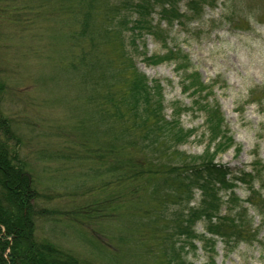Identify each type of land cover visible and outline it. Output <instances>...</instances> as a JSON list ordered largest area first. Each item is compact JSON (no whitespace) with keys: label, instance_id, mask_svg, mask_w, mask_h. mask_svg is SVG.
<instances>
[{"label":"trees","instance_id":"trees-1","mask_svg":"<svg viewBox=\"0 0 264 264\" xmlns=\"http://www.w3.org/2000/svg\"><path fill=\"white\" fill-rule=\"evenodd\" d=\"M241 2L226 0L223 5L228 9L223 17L235 24L241 22L240 17L234 21L235 17L243 15L249 27L252 17ZM36 3L35 8L46 6L44 15L51 16L62 7L73 13L78 28L77 37L72 34L71 38L78 41L77 45L85 40L87 43L78 62L86 74L79 80L83 87H90L92 94L84 98L92 109L78 124V130H92L97 135L95 144L89 145L86 138L76 141L68 133L65 137L71 147L51 157L91 167L97 184L88 194L97 199L66 216L73 222L86 221L97 227L104 221L114 223L112 219L122 222L120 241L128 244V256L137 259L150 254L145 244L148 235L159 246L158 264H192L184 259L185 248L187 245L195 249L196 241L211 251L217 241L229 248L256 242L264 227V164L255 159L250 171H232L216 162L218 155L234 145V140L219 103L210 100L214 85L202 81L187 54L169 45L175 25L185 27L201 20L204 9L216 8L217 0ZM154 14L158 15L157 22ZM146 36L159 42L165 52L149 56L143 52V62L152 66L174 64L181 77L182 92L192 99L188 107L173 103L170 116L164 113L161 81H150L134 61L136 41ZM105 46L109 47V55ZM5 88L0 77V264H87L38 234L43 220H53L52 216L60 213L50 205L55 197L40 191L33 166L22 158L14 123L3 110ZM247 103L264 108V89L251 90ZM189 112L203 117L200 136L206 140V147L198 156L179 150L197 135L196 128L184 129L181 124L182 115ZM239 185L248 190L244 200L236 195ZM198 225L201 233H197ZM97 233L101 231L97 229ZM140 233L143 237L138 241ZM110 237L113 241L119 239L113 233ZM130 242L143 244L133 248ZM96 244L99 251H110L106 248L112 245ZM114 254L110 256L115 258Z\"/></svg>","mask_w":264,"mask_h":264},{"label":"rangeland","instance_id":"rangeland-1","mask_svg":"<svg viewBox=\"0 0 264 264\" xmlns=\"http://www.w3.org/2000/svg\"><path fill=\"white\" fill-rule=\"evenodd\" d=\"M225 1L217 0L214 9L205 8L199 21H191L185 27L175 25L169 45L188 55L192 69L205 84L214 85L210 100L219 103L234 140V145L218 155L216 162L232 171H250L255 159L264 164V108L247 103L251 90L264 89V0H242V6L252 17L249 27L243 22V15L235 17L234 21L239 17L241 20L235 24L224 19L228 9L223 5ZM36 6V0H0V77L6 85L3 110L14 123L22 158L33 166L40 191L46 190L55 197L50 205L60 213L52 216L54 221L43 220L38 234L87 264H158L159 246L147 234L145 244L150 254L143 257L145 260L137 259L128 256V244L120 241L122 222L112 219L114 223L104 221L97 227L95 223L89 226L86 221L73 222L72 217L66 216L97 199L94 194H88L97 184L91 167L51 157L59 151L66 153L71 147L68 136L65 137L68 133L76 141L86 138L89 145L95 144L93 139L97 135L92 130H78V124L92 109L84 98L92 94L90 87H83L79 80L86 74L78 62L87 43L85 40L77 45L78 41L71 38L72 34L76 36L78 23L69 10L62 7L48 16L44 15L46 6ZM153 16L157 22L158 15ZM136 44L137 69L150 81L162 83L166 116H170L175 102L190 106L192 99L182 92L181 77L174 64L152 66L143 62L140 55L143 52L148 56L164 53L161 44L151 36L137 40ZM105 49L109 55V47ZM196 115L189 112L181 117L184 129H197V135L179 147L193 156L201 155L206 147V140L200 136L204 130L203 117ZM235 192L243 200L249 194L244 185H239ZM196 229L197 233L202 232L201 225ZM112 233L119 239L113 241ZM142 234L137 235L138 241ZM105 235L111 240L107 241ZM96 242L104 247L109 242L112 245L106 249L110 251H99ZM130 244L134 248L143 242ZM110 252L115 253L112 255L115 258ZM184 259L192 264H264V227L256 242L241 243L235 248L217 241L211 251L203 242L196 241L195 249L186 245Z\"/></svg>","mask_w":264,"mask_h":264}]
</instances>
